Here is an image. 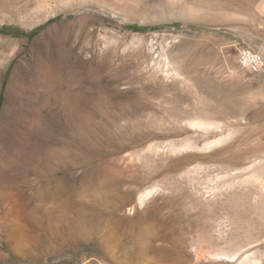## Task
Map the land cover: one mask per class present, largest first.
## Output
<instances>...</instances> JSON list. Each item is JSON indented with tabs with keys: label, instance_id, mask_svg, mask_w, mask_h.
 Segmentation results:
<instances>
[{
	"label": "rangeland",
	"instance_id": "rangeland-1",
	"mask_svg": "<svg viewBox=\"0 0 264 264\" xmlns=\"http://www.w3.org/2000/svg\"><path fill=\"white\" fill-rule=\"evenodd\" d=\"M44 1L0 0V264H264V0Z\"/></svg>",
	"mask_w": 264,
	"mask_h": 264
},
{
	"label": "bare ground",
	"instance_id": "bare-ground-1",
	"mask_svg": "<svg viewBox=\"0 0 264 264\" xmlns=\"http://www.w3.org/2000/svg\"><path fill=\"white\" fill-rule=\"evenodd\" d=\"M246 1H253V0H246ZM255 1V0H254ZM254 3V2H253ZM47 6H50V2H49V0H45L44 1V3H43V6L42 7H47ZM50 8V7H49ZM42 10V9H41ZM47 16H45V17H43V18H46ZM40 20H42V19H40ZM40 20H38V22L40 21ZM37 23V22H36ZM33 24H35V23H33ZM31 26V25H30ZM11 43V42H10ZM8 44H9V42H8ZM13 44V43H12ZM22 45V42H17V43H14L13 45H12V48L14 49H19L20 48V46ZM9 46L11 47V45L9 44ZM14 49V50H15ZM45 75V74H44ZM45 78H46V80L49 82V79L47 78V74H46V76H45ZM225 138V137H224ZM223 140V137H219L215 142L216 143H219V142H221ZM2 191V190H1ZM4 191H5V189H4ZM3 192V191H2ZM150 193L151 192H146V193H144V194H139L138 195V203H143V201L145 200V198L147 197V196H149L150 195ZM6 195L8 194V196L11 198V207H12V209H13V214H14V212H15V214L16 213H18V211H19V208H20V198L18 197V195L15 193V191H12V190H10V191H6V193H5ZM41 199V198H40ZM48 200V199H47ZM54 200V199H53ZM40 203V202H39ZM55 205V204H54ZM60 205V204H59ZM58 206V205H57ZM63 206V205H62ZM58 207H60V206H58ZM58 207H57V209H58ZM10 208V207H9ZM24 209V208H23ZM59 209H61V208H59ZM84 209V208H83ZM24 210H26V209H24ZM62 210V209H61ZM4 211V210H3ZM10 211V210H9ZM86 211H87V209H86ZM25 212V211H24ZM63 212H65V210L63 211ZM11 213V212H10ZM24 214V213H23ZM17 215V214H16ZM9 216H10V214H9ZM9 216H8V218H9ZM69 216H71V215H69ZM16 217V216H15ZM22 219V218H21ZM13 220H15L16 221V219H14L13 218ZM71 220V219H70ZM117 220V219H116ZM5 221V220H4ZM20 221V220H19ZM18 221V222H19ZM46 221V220H45ZM9 222V221H8ZM11 222V221H10ZM17 222V221H16ZM17 222V223H18ZM53 222V221H52ZM118 222H119V220H118ZM117 222V223H118ZM54 223V222H53ZM3 224V223H2ZM113 224V223H112ZM121 224V223H120ZM15 225V224H14ZM148 225V224H147ZM146 225V226H147ZM11 226V225H10ZM24 226V225H23ZM114 226V225H113ZM145 226V227H146ZM13 227V226H12ZM115 227H116V225H115ZM15 229H17V227L15 228ZM22 229H24V228H22ZM32 229V228H31ZM114 229V228H113ZM128 229V228H127ZM147 229V228H146ZM24 230H26V228L24 229ZM133 230V229H132ZM85 231V230H84ZM83 231V232H84ZM117 231V230H116ZM116 231H113V232H116ZM15 232V231H14ZM73 232V231H72ZM78 232H80V231H78ZM77 232V233H78ZM105 232V231H104ZM112 232V231H111ZM133 232V231H132ZM147 232V231H146ZM145 232V233H146ZM19 234H20V232H18ZM89 233V232H88ZM25 234V233H24ZM39 234V233H38ZM38 234H37V237H38ZM79 234H81V233H78V235ZM107 234V233H106ZM112 234V233H111ZM137 234V233H136ZM31 235V234H30ZM86 236H87V234H85ZM104 235H105V233H104ZM40 236V235H39ZM42 236V235H41ZM113 235H111L110 236V238L112 237ZM122 236V235H121ZM157 236V235H156ZM34 237H35V235H34ZM54 237V236H53ZM79 237H81V236H79ZM131 237V236H130ZM147 237V236H146ZM155 237V236H154ZM105 238H107V236L105 237ZM137 238V237H136ZM22 239H24V237H22ZM109 239V238H108ZM107 239V240H108ZM28 240V239H27ZM114 240H116L115 238H114ZM113 240V241H114ZM138 240V239H137ZM104 241H105V239H104ZM110 241H111V243H114V242H112V239H110ZM109 241V242H110ZM139 242H140V240H138ZM106 242V241H105ZM105 242H103V243H105ZM149 243V242H148ZM106 244V243H105ZM143 244V243H142ZM146 244V243H145ZM115 245V244H114ZM109 246V245H108ZM102 247V246H101ZM142 247H144V246H142ZM145 247H146V245H145ZM109 248V247H108ZM145 249V248H144ZM143 253H144V251H142ZM147 252V251H146ZM144 258H145V256H144ZM143 260V259H142ZM151 260V259H150ZM161 260V259H160ZM159 260V261H160ZM137 261V260H136ZM155 261V260H154ZM122 262V261H121ZM142 262V261H141ZM140 262V263H141ZM156 262V261H155ZM161 262V261H160ZM154 263V262H153ZM152 263V264H153ZM127 264V263H126ZM143 264V263H142ZM158 264V263H157ZM162 264V263H161Z\"/></svg>",
	"mask_w": 264,
	"mask_h": 264
},
{
	"label": "built area",
	"instance_id": "built-area-1",
	"mask_svg": "<svg viewBox=\"0 0 264 264\" xmlns=\"http://www.w3.org/2000/svg\"><path fill=\"white\" fill-rule=\"evenodd\" d=\"M238 63L241 68L256 74L264 70V56L248 47L238 49Z\"/></svg>",
	"mask_w": 264,
	"mask_h": 264
},
{
	"label": "trees",
	"instance_id": "trees-1",
	"mask_svg": "<svg viewBox=\"0 0 264 264\" xmlns=\"http://www.w3.org/2000/svg\"><path fill=\"white\" fill-rule=\"evenodd\" d=\"M133 29H137V27L136 26H134V27H132ZM138 28H140V27H138ZM141 29H144V28H141Z\"/></svg>",
	"mask_w": 264,
	"mask_h": 264
}]
</instances>
